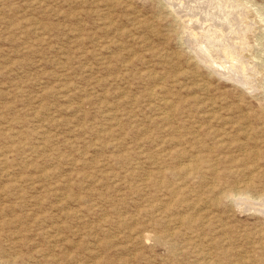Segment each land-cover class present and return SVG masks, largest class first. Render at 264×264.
<instances>
[{"label":"rangeland","instance_id":"obj_1","mask_svg":"<svg viewBox=\"0 0 264 264\" xmlns=\"http://www.w3.org/2000/svg\"><path fill=\"white\" fill-rule=\"evenodd\" d=\"M241 1L251 85L191 56L169 1L0 0V264H264V154L243 159L264 145V0ZM229 121L246 146L216 149ZM198 139L218 160L167 171Z\"/></svg>","mask_w":264,"mask_h":264},{"label":"bare ground","instance_id":"obj_2","mask_svg":"<svg viewBox=\"0 0 264 264\" xmlns=\"http://www.w3.org/2000/svg\"><path fill=\"white\" fill-rule=\"evenodd\" d=\"M167 1H169L171 3V4L168 3L167 5H171V7L173 6V9H175V13L177 12L178 15L180 14V16H183L182 21L184 23L186 22L185 27L188 31V33H186V34H188L189 38H190V39L188 38L189 39L188 44H189V46L192 47V51L194 52L193 53L194 55L192 54L191 56H193L196 59V61L201 62L204 65H206L210 70L209 72H213L214 74H216L220 77L223 76L225 78L235 80L236 82L239 83V85L240 84L241 85H248V84L251 85V83H250L251 80L249 81L250 77L247 76V72H246V69L249 65L247 64L248 62H246V60H244L242 55H241V47L245 43L244 42V39L246 36L245 32H246V30L248 32V28H249L248 26H250V25H248V22H246V20H245L246 19V11H247L245 3H242V1L240 2V0H187V1L182 0L181 2H177L179 4L178 5L176 4V6H175L173 0H166V2ZM191 2H193V4ZM196 14L197 15L199 14V16H196ZM202 15H205L206 17L210 16L209 18H210V20L211 19L212 20L208 21L206 18L202 17ZM247 19H248V15H247ZM203 20H207V21L204 22ZM250 20H252V19L250 18ZM252 21H254V20H252ZM196 28H200L199 29L200 31H197ZM199 36L202 38H200ZM246 39H247V37H246ZM250 55H252V54L250 53ZM197 86H198V88L204 89L207 87V84H205L204 82H201V83H197ZM250 89H251V87H250ZM149 95H151V92L149 93ZM169 100H164L163 104L167 105L170 102ZM211 102L212 101H210V103ZM172 106H173V103H171L168 106V108L171 109ZM159 114H160V117L163 118L164 120H168L172 115V113H168L165 111L160 112ZM204 114H206V113H204ZM243 117L245 118L246 116L243 115ZM221 118L222 117L219 115L210 114L208 119L209 120L210 119L220 120ZM225 126H224L225 129L223 127V130L221 132H219V133L213 132L216 135V141H215L216 149H217V147H224L226 145H228V146L235 145L239 148L245 147L246 143H244L240 140L236 141L238 139V137H237V139L236 138L231 139L228 135L230 134L231 130H235L236 134H238L240 131L246 130L248 124H245L244 122H240L237 124V123H231L229 121V122H225ZM168 129H170V128H168ZM247 134H250V132L244 131V136ZM173 137L175 138V136H171V137L164 138V140L165 141L167 139L171 140ZM226 139H229V140H226ZM196 141H197L199 147H202L201 146L202 144H200V142H201L200 139H198ZM203 146H205V145H203ZM177 149L175 148L174 152L177 153ZM203 149L204 148L202 147L201 149L194 151V153H191L189 155V158H188L189 162L187 164L183 165V164L179 163V164H177L175 169L167 170V171H169L173 175H177V174L181 173L182 175L187 176V177H195L197 174H199L200 172L203 171L204 167H211V165H212L211 162H215L218 160V156H216L215 158H211L210 155H208L206 152H204L205 150H203ZM180 153H181V151L178 152V154H180ZM243 154H244L243 159H247V158L250 159L253 157L256 158V157L260 156L261 154L262 155L264 154V145H261L259 148L255 149L254 151H250V152L243 150ZM166 155H167L166 153L161 154V156L159 157L160 160H162L164 157H166ZM157 161H159V160H152V162H157ZM165 170L166 169L161 170L158 168L157 170L151 171V173H150V175L152 176L151 182L153 184L154 183L155 184H161L164 180V177H165ZM242 183H243L242 186L244 187V189H242V191L237 190V189H233V188L227 189L225 191L224 195L225 196H228V195L237 196L238 195L237 198H239L240 201H242L241 199H243V201H244V199L246 197L247 198L250 197L247 194H249L248 190H249V188H252L253 183L251 180H246ZM169 193L176 195L179 192L175 191V192H169ZM240 193L246 194L245 196L243 195L244 198L241 196ZM239 196H241V197H239ZM260 199L262 202L261 203L262 205H260V208L261 207L264 208V203H263L264 202V193L261 194ZM234 200H236V199H234ZM234 203H236V202L234 201ZM175 204H177V203H175ZM175 204H174V206H175ZM256 205H257V203H256ZM169 208L170 207L165 208L166 209L165 211L169 210ZM257 208H259V206ZM256 212H257V209H256ZM260 212L262 213V211H260ZM173 216H174V214L169 215L171 222H175L177 224L179 223L181 225H183V224L186 225V224L191 222V219H189L188 217H178V216L173 217ZM174 233H176V232L174 231ZM150 238H151V236H150ZM218 257H220V256H218ZM202 258H204V259L206 258L205 253L203 254ZM204 264H215V263L211 260H204Z\"/></svg>","mask_w":264,"mask_h":264}]
</instances>
